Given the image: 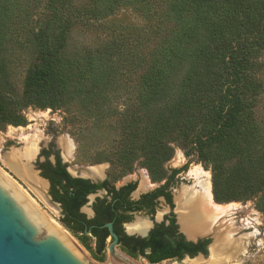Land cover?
<instances>
[{
  "label": "rangeland",
  "instance_id": "rangeland-1",
  "mask_svg": "<svg viewBox=\"0 0 264 264\" xmlns=\"http://www.w3.org/2000/svg\"><path fill=\"white\" fill-rule=\"evenodd\" d=\"M99 1L73 0V5L93 7ZM49 2L0 0V91L14 101L22 98L27 77L38 62L35 33L42 27L43 20L51 16ZM122 2L126 4L114 7L110 13L107 10H111V3L99 5V19L93 17L91 25L87 27L78 24L69 34L66 54L71 70V84L64 101L56 102L53 107L46 109L32 106L25 108L22 112L24 121L19 125L12 122L0 123V170L50 221L65 229L71 240L91 261L105 264L109 256L96 254L94 240L90 236L82 240L61 224L59 212L51 202L47 183L44 189H40L11 168L8 159L14 152L24 150L26 139H42L36 159L28 166L40 180L42 179L37 164L44 158L39 154L44 149L54 147L74 175L76 173L82 176L87 170L100 167L104 171V177L101 179L107 178L111 184L119 186L126 183L131 176L144 174H149L158 182L165 178L171 169L186 167V173L192 177L189 187L197 186L195 177L199 172H204L213 194L212 169L213 163L218 160L221 167L219 193L232 201L216 202L214 194L213 199L218 205L234 206L238 209V214L234 216L238 228L236 238H244L246 247L243 254L226 261L225 264H234L237 261L239 264H264V189L259 186L257 179H254L255 174L249 172L250 168L257 167L259 174L264 175V49L253 51L248 62L244 86H241V95L243 90L245 99L243 120L247 129L245 128L243 133L235 132L231 140L210 149L208 153L211 155L209 159H205L197 156L192 148L203 147L212 129L213 118L210 117L212 111H209V107L219 100H215L212 91L208 97L206 90L215 84L216 77L210 71L218 72L216 52H209L212 61H201V64L195 63L190 67L186 64L183 67L187 68L189 73H195L199 67L208 72L210 77L207 78L206 75L205 79L201 78L204 81L200 85H197L198 78L181 81L180 76L175 79L172 73L173 78L168 68L167 72L164 71L167 79L161 84L151 82L148 79L151 75L150 64H136L131 55L122 52L123 48L117 49L122 47L119 41H127L131 35L137 33L149 34L150 29L160 28V34L168 33L178 26L174 17L179 14H167L165 18L169 22L158 26L156 22L147 21L146 15L129 6L127 1ZM247 11L244 7L236 13L239 12L243 20L245 16H251ZM237 14L233 16L231 10L230 15L225 14L224 19L229 18L227 23L232 26H228L230 28L227 27L226 30L234 33L236 30L242 35L248 28H240L241 23L236 21ZM105 42H108L107 47L100 51L106 52V55L101 56L96 51ZM108 54L111 55L110 59H107ZM94 61L99 65L101 76L97 71L96 80L89 79L90 82L85 83L84 79L91 73L92 67H97ZM154 67L156 68L157 64ZM202 84L205 85L203 88ZM87 91H90V94L86 96ZM177 93L183 97L184 104L190 99L188 103L195 107L192 110L182 107L177 109L175 114H182L179 116V124L169 126L163 140L171 149L169 157L152 158L153 151L156 150L151 146L153 143L145 138L156 126L150 122L155 119L158 111L169 114L171 108L177 106L170 103L178 99L175 96ZM95 99H103L106 104L101 101L95 104ZM198 103L200 104L196 107L195 104ZM155 105L158 109L150 114L149 108H154ZM131 111L152 117H143L137 126L124 127L123 124L129 121ZM190 120H193L194 126L186 129L184 124ZM65 140H70L74 145L73 158L70 161L65 159L62 146ZM250 147L255 148L252 154L247 151ZM185 188L187 187L183 190ZM251 192H254L253 197H247ZM198 239H210L209 252L201 260L212 264L210 248L214 243L213 237ZM117 256L134 263L141 261L140 258H129L121 248H117ZM188 261L168 260L159 264H187Z\"/></svg>",
  "mask_w": 264,
  "mask_h": 264
},
{
  "label": "trees",
  "instance_id": "trees-1",
  "mask_svg": "<svg viewBox=\"0 0 264 264\" xmlns=\"http://www.w3.org/2000/svg\"><path fill=\"white\" fill-rule=\"evenodd\" d=\"M49 1L48 7L51 16L47 20H43L42 27L35 33L34 42L38 62L27 77L20 100L14 101L0 91V123L12 122L19 125L24 121L22 112L25 108L32 106L46 109L53 107L56 102L64 101L69 94L71 84V70L66 54L69 34L78 24L87 27L91 25L93 17L96 20L99 19V13H101L98 11L99 5L111 3L109 8L111 10H107L110 13L114 7L126 4L122 1H127L129 6L143 12L147 21L156 22L158 26L169 22L165 18L166 16L179 14L174 17L178 26L168 33L160 34V28L150 29L149 34L147 32L145 35L137 33L131 35L127 41H119L122 47L119 46L117 49L123 48L122 52L131 55L136 64H150L151 75L148 79L151 82L161 84L167 79L164 71L167 72L166 68H168L169 74L172 77L174 74L175 79L179 76L181 81L198 78L197 85H200L206 75L207 78L210 77L208 72H204L199 67L195 73H189L187 68L183 67L186 64H189L190 67L195 63L201 64V61H212L209 52H216L219 64L218 72L210 71L216 80L213 87L208 88L206 92L209 97L210 91H212V95L216 97L215 100L219 101L209 107V111H212L210 117L213 118V125L207 141L204 142L205 145L192 148L197 156L209 159L211 153L208 151L210 149L231 140L235 132L242 131L243 133L245 128L247 129L243 120L245 99L243 90L241 95V86H244L248 62L253 51L264 49V0H100L93 7L88 5L89 8L86 5H73V0ZM244 7L251 16H245L242 20V15L238 12L239 16L236 11ZM230 10L233 16L237 14L236 21L241 23L239 24L240 28L242 29V26L248 28V30H244V33L242 32V35H239L236 30L235 33L226 30L231 24L227 23L229 18H224L225 14L230 15ZM107 43L102 44L96 51L101 56L106 55V52L102 53L100 49H104ZM110 58L111 55L108 54L107 59ZM155 64H157L156 68ZM96 66L92 67L91 73L85 77V83L96 80L97 71L101 76L99 65ZM164 86L166 87L165 84ZM204 86L202 84L201 88ZM85 94L87 96L90 91ZM158 94L156 93V95ZM175 96L178 99L170 103L177 104V106H173L169 114L158 111L157 116H154L155 119L150 122L156 126L145 135V138L148 142L153 143L151 146L156 150L153 151L154 157L152 158L169 157L171 149L163 140L166 138L169 126L179 124V116L182 114H175L177 109L182 107L185 110H192L195 107L188 103L190 99H187L184 104L183 97H180L178 93ZM97 101L106 104L103 99H95V102H91L96 104ZM152 102L154 101L152 100ZM199 104H195L196 107ZM157 109L158 106L155 105L148 111L152 114ZM130 114L129 121L123 124L124 127L137 126L143 117H152V115L144 116L145 114L139 112L135 114L132 111ZM184 125L186 129H191L194 122L190 120ZM198 138L201 139L200 136ZM247 151L252 154L255 148L250 147ZM51 153V150L43 151L42 155L46 157L47 161L40 164L39 169L42 170L44 178L50 179L54 185H57L55 199L70 211L67 215L76 214L77 209L86 203V196L105 184L92 186L89 181L72 179L58 153H56L57 162L55 165L48 160ZM219 163L216 160L212 169L214 198L219 203L231 202V198H225L223 194L219 193L218 184L221 173ZM249 172L255 174L254 179H257L259 186L264 189V175L259 174L257 167L256 169L250 168ZM253 195L254 192H251L247 197H253ZM175 235V232L166 235L165 231L157 229L152 232L149 240H137L134 245L130 244L128 247L133 255L139 251L153 264H159L176 257L182 259L185 250L191 253V257L208 254L207 247L211 243L210 240H203L193 245L178 241ZM190 247H194L193 250ZM147 249H152V253L145 255Z\"/></svg>",
  "mask_w": 264,
  "mask_h": 264
},
{
  "label": "flooded vegetation",
  "instance_id": "flooded-vegetation-1",
  "mask_svg": "<svg viewBox=\"0 0 264 264\" xmlns=\"http://www.w3.org/2000/svg\"><path fill=\"white\" fill-rule=\"evenodd\" d=\"M44 150H51L52 153L48 160L55 165L57 162L56 153L59 154V152L54 147ZM44 150L39 154L44 160L37 164L41 179L44 177L39 165L47 161L46 157L42 155ZM59 157L61 159L60 154ZM61 162L65 165L62 159ZM66 171L72 179L89 181L92 186L105 184V186L86 196V203L77 209L76 214L70 213L71 215H67L70 211L65 209L64 205L55 199L57 185H54L50 179L44 178L49 186L51 202L59 212L61 224L70 233L81 237L82 240L90 236L94 240V249L98 256L108 255L112 258L110 245L114 238L107 227L108 224H112L113 231L118 236V244L114 249V253L117 255V248H121L126 256L131 259L140 258L141 260L142 257L147 258L141 255L139 251L136 255H133L128 246L130 244L134 245L137 240H149L152 232L157 229L165 231L166 235L175 232L178 241L193 245L203 240H210L197 239L195 241L189 238L182 230L180 224L181 209H185L187 206L184 204V198L181 193L184 187L190 186L189 184L192 180L189 173H186V167L171 169L168 175L158 182H155L149 174V176L146 174L147 183H145V189L140 188L143 175L131 176L126 183L116 186V184H111L107 178L101 179L104 175L102 177L81 176L76 175V173L74 175L67 167ZM86 172V174H91V169ZM90 201H92L91 204H89ZM138 221H146L150 224V227L143 234L130 233L129 227L135 225ZM209 246L207 247L208 252ZM100 248L102 249L100 250ZM193 248L190 247L192 250ZM150 253H152V249H147L145 255ZM183 255L182 259L176 257L166 261H182L186 257L195 258L191 257V253L187 250L183 251Z\"/></svg>",
  "mask_w": 264,
  "mask_h": 264
},
{
  "label": "bare ground",
  "instance_id": "bare-ground-1",
  "mask_svg": "<svg viewBox=\"0 0 264 264\" xmlns=\"http://www.w3.org/2000/svg\"><path fill=\"white\" fill-rule=\"evenodd\" d=\"M41 141L40 137L26 139L24 150L14 152L10 156L11 158L8 159V162L11 168L22 174L28 182H31L40 189H44L46 182L38 179L37 174L28 167L30 162L36 159ZM62 146L65 150V159L70 161L73 158V143L70 140H65L62 142ZM86 175L102 177L104 171L100 167H95L91 169V174L83 173V176ZM195 179L197 180V186L194 188L187 187L181 193L184 198V204L187 205L185 209H181L182 212L180 213L182 230L193 240L206 236L213 237L214 243L210 248V261L212 264H225L226 261L237 258V256L243 254L246 250L244 238H236L238 228L236 227L234 216L239 211L234 206H222L214 202L209 181L208 178H205L204 172H199ZM146 181L147 176L144 174L141 189H145ZM21 193L33 205L31 200L23 192ZM50 222L69 237V234L62 227H59L58 224L52 221ZM149 227L150 224L146 221H138L135 225L129 227V232L143 234ZM201 258L189 260L187 264H206ZM145 263L148 264L146 261ZM239 263L237 261L234 264Z\"/></svg>",
  "mask_w": 264,
  "mask_h": 264
},
{
  "label": "water",
  "instance_id": "water-1",
  "mask_svg": "<svg viewBox=\"0 0 264 264\" xmlns=\"http://www.w3.org/2000/svg\"><path fill=\"white\" fill-rule=\"evenodd\" d=\"M47 183V180L42 178ZM114 241L105 264L134 263L117 256L118 236L108 224ZM205 255L198 254L195 258ZM191 260L192 258L186 257ZM0 264H96L61 230L35 208L0 170Z\"/></svg>",
  "mask_w": 264,
  "mask_h": 264
}]
</instances>
